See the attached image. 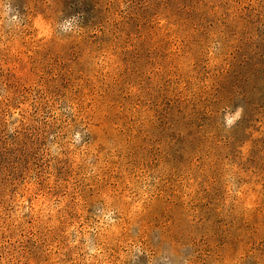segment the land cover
I'll return each instance as SVG.
<instances>
[{
	"label": "rangeland",
	"instance_id": "obj_1",
	"mask_svg": "<svg viewBox=\"0 0 264 264\" xmlns=\"http://www.w3.org/2000/svg\"><path fill=\"white\" fill-rule=\"evenodd\" d=\"M0 264H264V0H0Z\"/></svg>",
	"mask_w": 264,
	"mask_h": 264
},
{
	"label": "clouds",
	"instance_id": "obj_2",
	"mask_svg": "<svg viewBox=\"0 0 264 264\" xmlns=\"http://www.w3.org/2000/svg\"><path fill=\"white\" fill-rule=\"evenodd\" d=\"M12 19L13 20H17V17H13ZM75 20H76L75 17H73V18H71L69 20H65L60 25H58V28L63 33H67L69 31H73L75 29V27H76V25L73 23V21H75ZM241 112H242V108H237L234 115H232V114L226 115L225 116V126L227 128H231L232 125L234 124L235 120L240 117Z\"/></svg>",
	"mask_w": 264,
	"mask_h": 264
}]
</instances>
